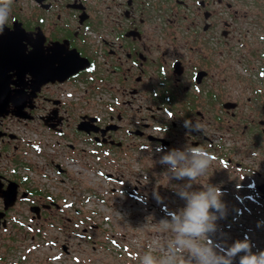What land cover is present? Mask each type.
<instances>
[{"label": "flooded vegetation", "instance_id": "1", "mask_svg": "<svg viewBox=\"0 0 264 264\" xmlns=\"http://www.w3.org/2000/svg\"><path fill=\"white\" fill-rule=\"evenodd\" d=\"M250 3L12 0L0 32L15 40L8 54L0 43V264H62L61 256L71 264H140L138 257L107 258V242L94 239L105 234L97 223L60 225L99 214L70 199L68 161L118 180L122 167L132 173L139 158L147 160L163 168L170 195L185 201L177 191L189 181L172 178L159 161L173 148L201 146L211 166L192 190L204 178L219 188L222 174V192L244 203L231 218L264 221V65L257 79L235 82L234 73L235 40L244 45L235 33L250 31ZM76 62L82 67L69 74ZM185 120L205 130L189 131ZM257 202L259 210L251 205ZM230 223L225 230L256 231ZM29 233L39 240L11 241Z\"/></svg>", "mask_w": 264, "mask_h": 264}, {"label": "rangeland", "instance_id": "2", "mask_svg": "<svg viewBox=\"0 0 264 264\" xmlns=\"http://www.w3.org/2000/svg\"><path fill=\"white\" fill-rule=\"evenodd\" d=\"M260 1H262V13L258 16L255 12L259 8V0H251V14L250 19H248L251 23H246L250 31L247 32L244 30L243 33L246 36H240V32L235 33V38L240 37L244 42V45H240L235 40L236 51L238 52L235 55L234 61L235 77H239L240 75L245 78L257 79L259 65H262V63L264 65V58L260 56L261 52L262 54L264 53V0ZM241 53H243V56L240 58L239 55ZM238 77L235 78V82L239 81ZM261 83L262 89L264 90V78H262ZM224 134L226 135L225 132ZM68 162L66 167L69 168L72 178L70 183L72 188L69 197L74 195V198L70 199H75L73 201L74 204L83 210H87L88 212L97 211L99 214L76 216L73 217L72 223L68 222L66 218H63L61 219L60 225L72 224L84 226L93 223L99 224L105 231V234L95 236L94 239L107 242V258L116 257L126 259L138 257L140 259L146 251H150L154 255L159 256L161 254L162 244L168 234L158 224L164 219L171 218V216H166L163 211L179 210L185 206V201L176 200V196L170 195L168 191L169 182L164 180L163 168H157L156 165L150 168L149 161L139 158L138 164L131 166L132 173H130L128 168L122 167L116 173L120 178L118 180H109L103 177L102 173L97 169L93 170L88 168L86 164L79 163L80 165H77L70 161ZM247 162H249L247 164L251 165L250 163L252 161ZM46 173L50 174L51 171L47 170ZM220 176L226 177L222 174ZM220 176L219 189L222 193L221 201L225 205V210L229 211V214H225L223 218L217 220L216 231L209 237L212 241L208 242L213 244L219 252L225 255L229 253L231 246L235 242L244 241L245 239H248L250 244L253 245L252 251L254 253L264 251V225L257 227V223L262 221V217L250 215L248 218H231L235 215V210L240 205H244V203L222 192L221 184L225 182L221 180ZM238 177L236 174H234V179L233 177H229L230 182H233V187H236ZM44 178L47 180L46 177ZM206 178H204V182ZM135 186L138 189H134ZM130 190H133V192L130 193ZM254 204L257 206L254 209L259 210L260 203H251V205ZM242 213L244 212L242 211ZM82 219L84 222H82ZM238 221L251 223L256 230L255 233L253 231H246L248 234L244 235L242 232H235L232 228L225 230L227 225L231 224L230 222L234 226L239 225ZM45 227L51 229L49 224L45 225ZM64 235L59 234L60 240L64 238ZM37 240L39 239H32L30 233L27 237L21 234L11 239L14 242H31ZM46 240H50V238H46ZM59 263L71 264L72 261L68 257L61 256ZM233 264H239V259L237 258L233 261Z\"/></svg>", "mask_w": 264, "mask_h": 264}, {"label": "clouds", "instance_id": "3", "mask_svg": "<svg viewBox=\"0 0 264 264\" xmlns=\"http://www.w3.org/2000/svg\"><path fill=\"white\" fill-rule=\"evenodd\" d=\"M11 2L0 0V32L9 18ZM184 126L189 131L205 130L201 121L193 124L191 120H185ZM159 162L168 166L172 178L189 181L177 191L185 200V206L158 224L168 234L161 254L157 256L146 251L140 257V264H233L237 258L239 264H264V251L254 253L248 239L235 242L227 255L208 242L216 231V221L226 212L217 186L203 182L201 190H192V183L206 176L211 166L209 154L203 147L173 148ZM262 225L264 221L257 223V227Z\"/></svg>", "mask_w": 264, "mask_h": 264}, {"label": "water", "instance_id": "4", "mask_svg": "<svg viewBox=\"0 0 264 264\" xmlns=\"http://www.w3.org/2000/svg\"><path fill=\"white\" fill-rule=\"evenodd\" d=\"M11 35H13V33L12 32H8V31H6V32H4L3 34L0 35V43H2L3 45H6L5 48H4L5 54H8V51L13 48L12 45L14 44L15 40L12 39ZM8 44H10L12 47L7 46ZM2 50H3V48H2ZM34 51H35V49H33L32 53H34ZM51 55H52V53H51ZM43 57H45V50H43ZM81 67H82V65H80V63L76 62V63L72 64L69 67L67 72L69 74L77 72ZM49 73H50V71H48V69L46 67H44L43 76H48ZM4 107L5 106L0 105V109H3ZM3 111H6V109H3ZM15 114H18V113L15 112ZM18 115H21V114H18Z\"/></svg>", "mask_w": 264, "mask_h": 264}]
</instances>
